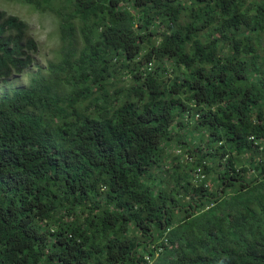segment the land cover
<instances>
[{"label":"trees","instance_id":"1","mask_svg":"<svg viewBox=\"0 0 264 264\" xmlns=\"http://www.w3.org/2000/svg\"><path fill=\"white\" fill-rule=\"evenodd\" d=\"M8 2L0 264H264V0Z\"/></svg>","mask_w":264,"mask_h":264},{"label":"rangeland","instance_id":"2","mask_svg":"<svg viewBox=\"0 0 264 264\" xmlns=\"http://www.w3.org/2000/svg\"><path fill=\"white\" fill-rule=\"evenodd\" d=\"M50 7L54 9L55 4H49ZM0 11H5L7 15L18 16L27 22L28 35L35 40L38 46V50L33 56V64L28 69L20 75H13L6 80H0V96H2L26 88L35 73H43L50 63H57L60 59L58 56L60 44L57 31L59 22L57 23L54 14L47 12L49 10L44 13H37L26 6L8 2L0 3ZM193 142L197 143V139H194ZM178 149L176 148V150ZM174 153L175 151H173ZM182 163L185 164V161L183 160Z\"/></svg>","mask_w":264,"mask_h":264},{"label":"built area","instance_id":"3","mask_svg":"<svg viewBox=\"0 0 264 264\" xmlns=\"http://www.w3.org/2000/svg\"><path fill=\"white\" fill-rule=\"evenodd\" d=\"M148 65H151V64H148ZM144 259H145L146 261H149L148 257H144Z\"/></svg>","mask_w":264,"mask_h":264}]
</instances>
